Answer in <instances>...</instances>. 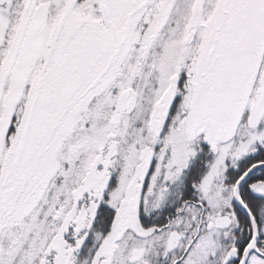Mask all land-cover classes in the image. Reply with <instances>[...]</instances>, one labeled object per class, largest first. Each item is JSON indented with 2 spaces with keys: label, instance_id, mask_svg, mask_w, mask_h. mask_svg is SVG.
Here are the masks:
<instances>
[{
  "label": "snow or ice",
  "instance_id": "1",
  "mask_svg": "<svg viewBox=\"0 0 264 264\" xmlns=\"http://www.w3.org/2000/svg\"><path fill=\"white\" fill-rule=\"evenodd\" d=\"M0 264H264V0H0Z\"/></svg>",
  "mask_w": 264,
  "mask_h": 264
}]
</instances>
